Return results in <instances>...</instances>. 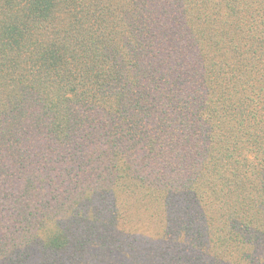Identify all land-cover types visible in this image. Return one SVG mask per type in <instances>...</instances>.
Wrapping results in <instances>:
<instances>
[{"label":"trees","instance_id":"trees-1","mask_svg":"<svg viewBox=\"0 0 264 264\" xmlns=\"http://www.w3.org/2000/svg\"><path fill=\"white\" fill-rule=\"evenodd\" d=\"M0 264H264V0H0Z\"/></svg>","mask_w":264,"mask_h":264}]
</instances>
